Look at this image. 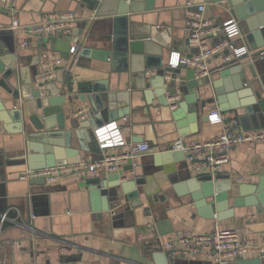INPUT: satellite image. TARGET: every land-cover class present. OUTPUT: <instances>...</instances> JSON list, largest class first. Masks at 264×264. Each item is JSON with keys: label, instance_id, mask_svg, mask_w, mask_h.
Returning <instances> with one entry per match:
<instances>
[{"label": "water", "instance_id": "1", "mask_svg": "<svg viewBox=\"0 0 264 264\" xmlns=\"http://www.w3.org/2000/svg\"><path fill=\"white\" fill-rule=\"evenodd\" d=\"M58 1L55 0L54 7L46 12L74 11L80 26L70 36L50 35L52 50L69 59L70 46L75 40L83 45L81 55L89 56L95 54L94 50L102 49L96 55L109 65L122 59L127 65L129 62L135 65V60L143 56V68L133 70L140 72L145 94L157 96L162 105L170 107L184 140L200 133L202 124L210 121L207 112L215 110V106L221 112L233 111L246 131L264 128V0H196L197 4H207L206 12L211 11V6H216L219 14L215 18L220 24L223 23V13L235 18L240 27L239 36L250 51L206 76H198L199 69L185 64L174 67L163 63L157 34L154 30L143 31L134 19L139 12L140 0H64L68 2L65 8L59 7L63 0L57 4ZM4 15L9 19L1 18ZM14 16L22 25L25 24L22 23L18 3L15 11L0 9V135H18L21 138L22 148L18 152L22 161L19 163L26 167L19 178L26 176L28 169L78 163L82 152L99 158L95 157V153L101 151L95 127L128 113L127 109L120 111L118 106L128 101L130 90L111 87L109 81H100L93 75L89 82H85L86 78H79L75 83L71 72L67 73V79L59 84L55 93L35 89L32 82L36 81L39 73L43 38L34 48L33 58L29 60L26 57L25 60L27 50L17 48L14 40L11 27ZM92 20L91 33L96 31L99 34L97 43L92 41L91 35L82 38ZM224 39L225 36L221 35L217 42L212 43L215 45ZM190 45L187 38L186 51ZM195 53H199L197 46ZM24 67L29 68V79L25 78ZM129 70L128 66L121 71ZM46 85L50 89L52 84L48 82ZM137 88L138 82L130 89L135 92ZM77 100L89 104L84 120L66 109L72 104V110ZM128 162H133V159H128ZM3 163L4 168L11 164L7 158ZM126 169L134 170L133 174L123 176L122 172H116L105 179L97 176L88 182L90 207L100 220L119 224L126 212L145 206L153 214L161 215V219L156 221L159 234L172 233L174 229L169 226L164 205L172 190L178 196L189 197L198 214L207 219L222 221L234 217L235 208L248 205H254L259 213L264 211V176L253 183H235L223 174L215 179L211 175H192L184 151L174 149L173 144L158 151L151 162ZM5 170H0V176L6 175ZM28 180L32 185L47 184L45 178ZM231 201L233 207H230ZM165 224L167 227L163 228ZM150 257L155 264H213L210 260L168 256L162 251L152 253ZM239 264H264V254L243 259Z\"/></svg>", "mask_w": 264, "mask_h": 264}, {"label": "crops", "instance_id": "2", "mask_svg": "<svg viewBox=\"0 0 264 264\" xmlns=\"http://www.w3.org/2000/svg\"><path fill=\"white\" fill-rule=\"evenodd\" d=\"M54 1L16 0L21 8L22 23L28 25L42 22L46 11L54 7ZM186 1L140 0L139 12L134 16L143 31L154 30L161 42L163 63L174 67L180 66L181 63L178 65L170 63L173 58L172 52H180L182 56L196 52V46L192 44L189 51L185 50V41L189 38ZM193 1L196 2V0ZM59 2L60 0L57 4ZM67 5L68 2L63 0L59 7L65 8ZM217 14L219 10L216 6H211V11L206 12V16L216 22L219 21L215 18ZM221 15L222 21L231 18L228 13ZM1 18L9 19L5 15ZM92 22L93 20L86 26L82 38L91 35L92 41L97 43L99 34L96 31L91 33ZM78 26L80 25L77 24L74 29L78 30ZM74 29L63 36L72 35ZM49 36L43 37V50H52ZM220 37L221 35L215 36L214 43ZM25 39L27 36L21 29H14L17 48L26 49L25 60L26 57L30 60L34 56L33 50L39 45L40 39L31 41L28 46H21ZM235 43L237 47L246 46L240 36L235 38ZM72 46L77 47V52L73 54L70 51L69 59H65L58 51L52 50L62 56L65 63L57 70L54 79L49 81L52 84L50 89L39 88L36 81L32 82V85L43 93L49 90L55 93L59 84L67 79V73L71 72L74 82L79 78L83 80L86 78L85 82H89V78L93 75L100 81H109L111 87L130 90L128 101L118 106L120 111L127 109L128 113L124 117L115 118L95 127L96 131L107 123L117 122L128 146L133 143H149V151L131 158L133 159L131 163L128 160L125 162L120 171L123 176L133 174L134 170L126 168H135L139 163L151 162L158 151L181 138L170 107L162 105L157 96L148 97L142 86L143 79L140 77V72L133 70V68L135 70L143 68L145 63L143 56L135 60V65L131 62L127 65L125 59L109 65L100 59V55H96L102 51L98 45L94 46L101 50H94L95 54L92 53L89 56L81 55L82 43L73 40L70 48ZM225 64L220 58L215 59L212 69L219 70ZM128 66L130 67L128 72L121 71ZM189 68L193 67L189 66ZM39 69L38 66V71ZM24 74L25 78H30L28 67H24ZM137 82L139 88L133 92L130 88ZM81 106H86L88 109L89 104L77 100L72 110L70 109L72 104L66 109L68 113L71 112L75 116ZM215 108L220 111L217 106ZM210 112L209 110L207 113ZM226 113L236 116L233 111ZM239 125H241L240 121ZM222 127V124H213L209 121L202 124L199 134L191 135L186 140L209 139L221 133ZM21 148L20 136L0 135V170L7 171L5 176H0V264H155L150 254L166 252L162 243L171 233L164 236L159 234L156 221L161 219V215L153 214L144 206L131 210L129 213L126 212V216L119 224H114L111 220H100L92 211L88 196V182L97 176L78 177L68 174L61 175L54 183L47 182L45 186L32 185L30 180L19 178V174L26 167L19 163L22 161L18 152ZM125 148L122 147V149ZM102 153V150L95 153V157L102 156ZM81 155L82 158L92 157L85 152ZM6 158L11 164L4 168L2 163H5ZM110 174L102 178L105 179ZM205 175L206 173L203 176ZM223 175L231 177L235 183H253L264 176V142L254 146L235 147ZM236 176H243L244 181H237ZM164 205L170 222L169 226L173 227L174 233L184 230L210 232L214 224L218 223L221 228L236 229L242 235L255 237L264 244V211L257 212L254 205L235 208V216L222 221L201 217L189 197L178 196L173 190L170 191V197ZM233 206L231 201L230 207ZM4 214L7 218L2 222L1 218ZM166 227L167 224L163 225V228ZM168 256L171 255L168 254ZM256 257L258 256L243 259ZM243 259L230 260L226 264H239V261Z\"/></svg>", "mask_w": 264, "mask_h": 264}, {"label": "built area", "instance_id": "3", "mask_svg": "<svg viewBox=\"0 0 264 264\" xmlns=\"http://www.w3.org/2000/svg\"><path fill=\"white\" fill-rule=\"evenodd\" d=\"M16 0H0V9L15 11ZM206 4L187 0L185 4L189 41L199 48V53L182 56L180 52H172V62L199 69L198 76L210 74L215 59L228 63L249 53L247 46L237 47L235 38L240 35L238 21L231 17L222 24L206 16ZM78 17L74 11H51L45 14L42 22L22 25L14 16L12 28L21 29L27 36L21 46H28L31 41L49 35L69 34L78 24ZM224 35L225 39L213 45V38ZM76 46L70 48L76 53ZM228 50L227 53L225 51ZM64 58L58 53L44 49L41 52L39 73L36 85L44 89L46 84L54 79L59 68L64 66ZM173 98V99H177ZM175 108V106H172ZM86 106H81L75 113L80 120L86 117ZM210 122L222 124V131L209 139L184 140L179 138L173 142L174 149L183 150L188 169L192 175H211L214 179L224 174L231 160L232 150L239 145H257L264 142V128L244 130L239 125L238 118L226 112L212 110L209 113ZM96 138L103 155L99 158H82L78 163L28 169L22 178H45L48 183H54L61 175H76L78 177L101 176L120 172L129 158L150 150L147 142L133 143L128 146L127 141L117 122L107 123L96 129ZM122 147H126L122 149ZM237 181H244L243 176H236ZM7 215H2L5 221ZM166 253L176 258L210 260L213 264H226L230 260L260 256L264 254V244L255 237L242 235L236 229L221 228L214 224L210 232L184 230L169 234L162 243ZM1 248V245H0ZM35 264V263H31Z\"/></svg>", "mask_w": 264, "mask_h": 264}]
</instances>
